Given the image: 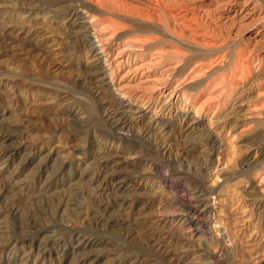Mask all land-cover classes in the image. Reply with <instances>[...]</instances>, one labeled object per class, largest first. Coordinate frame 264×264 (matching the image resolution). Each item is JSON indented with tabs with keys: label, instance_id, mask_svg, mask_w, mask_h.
Masks as SVG:
<instances>
[{
	"label": "rangeland",
	"instance_id": "obj_1",
	"mask_svg": "<svg viewBox=\"0 0 264 264\" xmlns=\"http://www.w3.org/2000/svg\"><path fill=\"white\" fill-rule=\"evenodd\" d=\"M126 1L130 5L136 2ZM166 1V29L172 21L167 13L171 12L169 9H174L178 2L195 4L201 19L206 21L204 27L201 25L207 33L206 41L215 44L213 50L218 48L216 52L211 50L205 54L198 51L195 56L190 49L178 45L182 52H187L186 55L193 54L191 60L197 62L220 55L228 66L225 73H229L234 68L229 65L231 61L237 65L242 61L246 63L243 58L234 60L240 57L237 54L242 46L257 45L256 50L263 54L262 0H246L247 3L242 0L248 8L254 6L252 14L246 18H241V6L231 7L229 11L222 9L224 11L221 10L218 17L213 3L208 5L204 0ZM200 2H206V5L197 6ZM33 4L34 0H0V264H168L169 261L164 260L169 256L150 246L165 234L163 228L159 229L161 225L157 224L154 214L159 201L164 204L166 197L154 186H148L151 178L145 169L152 161L160 163L178 171L175 180L182 182L183 178L178 177L182 171L179 162L184 160V165L193 167L207 166L205 153L201 155L198 149L205 135L201 130L191 134L175 128L168 140L157 134L148 140L144 128L146 119L129 128L130 132L113 127L112 120L103 117L104 110L112 112L118 107L111 102L110 89L101 80L99 72L93 73L92 66L85 64L83 38L74 27L65 28L63 33L56 21L44 22L42 16L32 17L37 8ZM204 7L210 9L207 15L201 13ZM161 20L165 21V17ZM146 56L145 52L137 53L136 58L132 56L114 69L113 80L120 90L136 97H148L161 86L167 91V87L176 84L166 85L167 73L163 74L162 69L167 64L173 66L179 56L169 57L167 61L148 68L145 64L142 66L148 59ZM94 68V71L98 70L97 66ZM162 74L157 89L151 90L148 80ZM244 82L246 84V80ZM206 97H209L207 93L196 97V105ZM154 98L164 99L159 95ZM212 100H209L211 104ZM119 109L118 118L130 116L122 114ZM214 110L215 105L209 106L210 114ZM213 131L218 133L215 135L219 146L216 154L220 164L223 163L221 167L225 164L224 172L232 175L245 171L248 165L240 163L245 154L244 147H241V153L232 148L227 131L220 128ZM112 136L120 145L110 151L106 145ZM160 140L170 145V154L157 152L156 143L160 145ZM260 145V156L255 163L264 158V140ZM178 153L183 157L176 158ZM235 179L229 180L223 188L227 189V196L245 184L243 175ZM232 199L225 201L223 213L230 211L229 214L235 213V216H218H222L221 225L228 229L227 233H235L233 245L237 249L231 253L236 256V261L251 264L254 257L262 259L264 248L259 244L254 251L248 250L245 218L249 213L241 211L243 195ZM256 215L255 221L260 217ZM233 220L242 228L234 230ZM218 223L211 222L210 225L212 249L218 246L220 239H226ZM160 230L161 235L158 234ZM175 232L166 233V249H172L169 254L179 257L178 264H192L194 259L190 255L182 256L180 240L183 239ZM158 244L165 245L163 241ZM248 252H254L255 256ZM261 262L257 264H264Z\"/></svg>",
	"mask_w": 264,
	"mask_h": 264
},
{
	"label": "bare ground",
	"instance_id": "obj_2",
	"mask_svg": "<svg viewBox=\"0 0 264 264\" xmlns=\"http://www.w3.org/2000/svg\"><path fill=\"white\" fill-rule=\"evenodd\" d=\"M135 1V5H130L126 4L128 2L126 0L125 2L123 0H34L35 4L33 6L37 8L32 17L42 16L41 21L44 22L56 21L60 29H62L60 32L63 33L65 28L72 29L74 27L77 29L75 32H78L84 41L85 64L92 66L90 68L93 73L99 72L101 80L110 89L111 102L118 109L120 108L119 110L122 109V114L130 115L125 119H120L118 118L120 114L117 111L118 109L112 110V112L105 109L103 117L107 118V121L112 120L113 127L124 132L126 130L130 132L129 128L140 123L139 121L146 119L144 128L147 130V133H145L146 136L148 135L147 138L152 135L155 138V134H157L159 138H166L168 140L175 128L179 132L181 131V133L182 131H188L191 134L197 130H201V134L205 135L204 138L201 137L203 138V143L197 147L201 155L205 153L207 166L200 167L199 165V167H193L188 164L184 165V160L179 162L178 166L182 167V171L180 173L181 176H177L181 177L180 179L183 178L182 182L175 180V175L178 171L170 167H164L160 163H153L152 161L147 166V169H145L146 174L151 178L148 186H154L158 193L166 197L164 204L161 203V200L159 204L157 203V212L154 214L157 224L161 225L159 229L163 228L165 234L158 237V240L152 242L150 246L153 245L156 249L162 251L163 254L169 256L164 261L178 264L179 257L174 255V253L169 254L170 251H173L172 249H166V233L173 230L178 232L183 239L180 240L182 243L180 246L183 247L182 256L186 257L190 255L194 259L192 264H240V262L236 261V256L232 254L237 249L233 245L235 233H232V235L227 233L228 229L221 225L223 223L221 218L223 215L232 217L235 214L231 216L229 213L232 212L230 211L223 213L225 201L227 202L228 199L236 198V195H243L244 207H242L241 211L249 213V216L245 218L248 250L251 252L259 244L264 248V158L255 163L259 155L258 146L264 140V52L262 55L259 54L256 50L257 45L251 47L240 46L241 49L237 54L240 57L234 56V60L236 58H243L246 63L237 60L239 62V65H237L232 64L234 61H231L229 65H234V68L231 69L232 71L229 69L230 72L227 71L229 73H225L228 66H225L223 58L220 55L207 60H203V58L200 60L199 58L200 61L196 62L195 58V60H191L194 53L198 51L204 52V54L205 52H212V46H215V44L212 45V42L211 44L206 41L207 33L205 34L201 27V25H206V21L205 19H201L200 12L197 11L195 4H188L189 2H178L177 4L176 2V7L168 10H171V12H167L172 18L170 22L171 28L168 27L167 30L166 6L168 4L166 5V0ZM204 1H207L208 5L213 3L214 8H212L216 11H212L218 17L222 9L229 11L231 7L241 6V18H246L249 17L250 13L252 14L251 11L254 8L253 5L248 8L244 2L242 3V0ZM262 1L264 2V0ZM205 3L200 2L197 6L206 5ZM33 6L31 7L33 8ZM209 11V8L205 9L204 7L201 9V13L205 15ZM160 14L165 17V21L161 20L163 16ZM167 41L171 44H168ZM178 45L185 46L193 54L191 53L192 55H190L188 53L189 55H186L187 52H182L181 48L177 47ZM235 46L238 45L236 44ZM217 47H214V49ZM216 50L213 51L216 52ZM142 52L147 54L145 58H148L147 61L142 63V66L145 64L147 68L151 66L155 67V65L160 62L162 63L165 59L167 61L169 57L179 56L176 62L173 61V66L167 64L169 67L166 68V65L162 69L163 74L167 73L166 85L168 86L169 83L176 84L172 85L171 88L167 87V91L161 86L162 88L159 87V90L153 91L154 93L157 92V94L151 92L152 94L148 97L143 95L136 97L122 91L123 89L120 90L121 88L119 89L113 80L112 73H114V69L120 63L129 61L132 56L133 58L137 57V53ZM204 58L208 57L204 56ZM115 62H117L116 65H114ZM92 63H95V65ZM226 64H228V61ZM93 66H97L98 70L94 71L95 68ZM169 68L171 69L170 71H168ZM163 74L159 78L147 79V83L151 84V90L155 87L157 89L156 84L160 83V80L162 81ZM244 80H246V84ZM258 81H262L263 83ZM206 93L209 97H206V99L196 105L195 98ZM153 94L154 96H162L165 100H155ZM211 99H213L211 101L213 104L209 102ZM214 105L215 110L210 114V111L208 112L209 106ZM215 128L227 131L228 138L233 143L232 148H237L240 152L245 149L243 151L245 152L244 157L241 155L243 161L240 162L248 165L245 171L236 173L232 170V172H235L232 175L224 172L225 164L221 167L223 163L221 162L220 164L218 154H216L219 151L217 150L219 146L217 137H215L218 133L214 134L215 132L213 131ZM112 137L108 139V146L106 145V148L110 151L118 148L120 145V142L117 141L118 139L114 136ZM161 140L160 145H158V142L156 143L157 152L160 155H165V153L166 155L170 154V145L168 143L165 144ZM227 140L229 141V139ZM241 147L244 148L242 149ZM175 155L178 159L183 157L181 153ZM229 172L231 173V171ZM241 175H243L245 184L236 187L231 195L228 194L227 196V189L223 190V188L226 187L225 185L229 180L238 178ZM196 181H199V183L196 184ZM231 208L233 207L231 206ZM254 213L258 215H256L257 217L260 216L259 219L255 218L256 221L254 220ZM235 221L233 220V225H235L233 227L234 230L241 229L242 227L240 228L239 224L237 225ZM211 222H219L218 224H220L222 231L226 234V239H220L215 249H212L210 246L211 235H213L210 232ZM160 233L161 230L158 234ZM180 235L178 236L180 237ZM159 241H163L165 245L160 246L158 244ZM231 251L233 252L231 253ZM253 255L254 252H252L251 256ZM262 256V259L254 257L251 264H257L261 261L263 263L264 255L262 254ZM164 263L167 264L166 262Z\"/></svg>",
	"mask_w": 264,
	"mask_h": 264
}]
</instances>
